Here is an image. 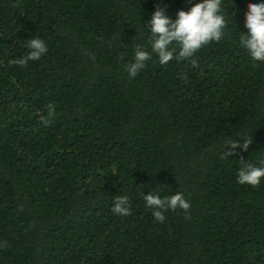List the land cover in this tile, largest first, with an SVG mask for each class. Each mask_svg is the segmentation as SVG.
<instances>
[{
  "label": "trees",
  "instance_id": "trees-1",
  "mask_svg": "<svg viewBox=\"0 0 264 264\" xmlns=\"http://www.w3.org/2000/svg\"><path fill=\"white\" fill-rule=\"evenodd\" d=\"M196 2L0 0V264H264V180L236 183L264 160V62L238 44L264 0H222V39L193 57L125 70L157 5ZM34 36L48 52L12 63ZM228 137L251 144L227 157ZM151 192L190 208L159 223Z\"/></svg>",
  "mask_w": 264,
  "mask_h": 264
},
{
  "label": "clouds",
  "instance_id": "clouds-1",
  "mask_svg": "<svg viewBox=\"0 0 264 264\" xmlns=\"http://www.w3.org/2000/svg\"><path fill=\"white\" fill-rule=\"evenodd\" d=\"M221 2L222 0H199L186 11H176L174 19L165 7L157 5L146 26L147 32L151 33V39H148L147 45L135 44L133 59L125 65L128 77L135 78L146 67V62L152 59L153 54L161 65H166L174 58L193 57L198 50L210 42H219L226 27L225 18L221 14ZM244 27L246 32H241L239 47L246 51L251 61L264 62V2L249 6ZM173 44L176 47H171ZM25 47L28 50L27 54L12 63L23 66L29 61L39 60L48 52L45 41L35 36L26 41ZM177 49L178 57L174 56ZM47 108V116H40L44 126L50 124L55 113V105L49 104ZM250 144V138L228 137L222 141V148L228 157L237 149L246 151ZM262 180H264V160H261L259 165L242 163L236 174V183L239 185L258 186ZM143 199L145 207L151 209L153 218L159 223L165 221L166 211L180 209L187 213L190 208L182 192L164 197L151 192L143 195ZM111 210L114 215L128 216L131 211L130 198L127 195H117ZM5 245L6 242L0 241V248Z\"/></svg>",
  "mask_w": 264,
  "mask_h": 264
}]
</instances>
